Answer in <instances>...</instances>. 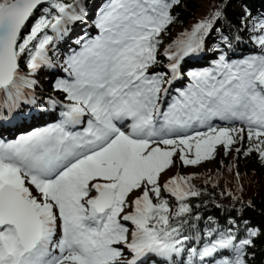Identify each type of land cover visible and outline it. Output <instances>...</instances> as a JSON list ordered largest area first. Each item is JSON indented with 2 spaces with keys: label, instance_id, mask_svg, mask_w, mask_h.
Segmentation results:
<instances>
[{
  "label": "snow or ice",
  "instance_id": "1",
  "mask_svg": "<svg viewBox=\"0 0 264 264\" xmlns=\"http://www.w3.org/2000/svg\"><path fill=\"white\" fill-rule=\"evenodd\" d=\"M179 3L107 0L94 21L99 34L76 41L80 51L70 49L66 76L53 85L64 95L49 98L62 109L59 122L0 139V264H144L149 254L175 264L191 239L183 235L182 218L192 212L186 201L200 192L191 177L161 185L173 158L198 165L246 133L243 154L264 161V54L230 62L222 53L213 69L189 73L192 83L160 110L181 61L203 49L222 17L216 10L169 45L170 77L150 71ZM86 15L81 0H0V108L11 111L34 92L35 75L58 66L49 52ZM250 15L246 10L242 22ZM252 30L264 31V20L253 18ZM254 39L264 51V35ZM216 119L245 127H219ZM162 189L178 202L174 212ZM259 235L257 228L244 238L231 228L209 229L203 247L187 249L189 264H209L221 250L233 255L214 264H247Z\"/></svg>",
  "mask_w": 264,
  "mask_h": 264
},
{
  "label": "trees",
  "instance_id": "2",
  "mask_svg": "<svg viewBox=\"0 0 264 264\" xmlns=\"http://www.w3.org/2000/svg\"><path fill=\"white\" fill-rule=\"evenodd\" d=\"M69 1L65 0V2ZM97 1L81 0L87 14L86 19L92 23H94L92 21L94 19L93 11ZM216 10L222 12V17L214 22L213 29L218 28L225 32L227 41L224 42L227 45L229 55L238 57L242 53L251 55L262 53L261 47L253 42L250 34L252 33L253 18L260 20L261 17L258 16V12H264V0H180V3L172 9V15L175 17L173 23L168 25L167 30L162 33L161 45L159 46L161 50L158 52L157 59L160 62L169 61L164 54L169 45L181 38L183 33L190 32L198 21L211 18ZM246 10L251 15L247 18L245 24L242 22V18ZM176 27H179V29L176 30ZM64 41L71 43V36L67 35ZM67 47V44L54 46L49 52L52 60L59 59ZM211 49V47L207 49L203 46L200 52L190 55L191 61L195 65H211L217 55V49ZM154 67H157V65ZM42 70L51 74L52 69L45 68ZM25 71H27L26 68ZM37 74L34 77L36 80H38ZM52 83V79H47L43 84L39 81L36 88L35 104L52 108L49 104V98H52L53 94L57 92V90H54ZM22 102L28 105L23 113H29L30 106L28 102L26 99ZM0 124L5 125L1 118ZM248 146L245 133V140L233 144L228 153L223 145L220 147V149L222 148V156L216 158L217 167L215 170L204 169L185 173L181 167H178L173 176L191 177L188 183L200 192L199 196L188 198L186 202L190 204L192 212L182 218L187 220V223L183 226V235H188L191 238L189 240L191 246L203 247V244L209 239L206 236L209 229L223 232L231 228L238 238H244L247 235L248 228H257L260 230V235L255 238V247L248 249L247 264H264V161L255 152L244 155L243 150ZM236 148H241V153H237ZM231 153L232 156H230ZM175 160L176 157H174ZM163 196L169 200L173 208L172 212H174L178 202L167 192ZM212 238H215V235ZM186 253L187 250L184 252V257ZM252 253H255V255L253 256ZM220 255L231 257L233 253L230 250H223ZM153 257L157 264H170L165 257L155 254H153ZM178 260V258H175V264L179 263Z\"/></svg>",
  "mask_w": 264,
  "mask_h": 264
},
{
  "label": "rangeland",
  "instance_id": "3",
  "mask_svg": "<svg viewBox=\"0 0 264 264\" xmlns=\"http://www.w3.org/2000/svg\"><path fill=\"white\" fill-rule=\"evenodd\" d=\"M261 14H262V16H261ZM258 16H260L261 18H263L262 20H264V12L259 11L258 12ZM34 22L35 21L33 20V22L30 24V27H31V25ZM252 25H253V23H252ZM175 29L178 30L179 27H176ZM49 34H51V32ZM260 35H264V31H260V30L253 31L252 30V33L250 34V37L253 40V42H256L255 39H254V37L260 36ZM95 36L96 35H94V37ZM224 37H225V32L223 30H220L218 28H215V29L212 30V32L205 39V46L207 48L211 47L212 48L211 50L217 49V54L219 53V56L217 57V60H219L220 55L222 53H225L226 54V58L230 62H240V61H243V60H245L247 58L253 57L251 54L242 53L241 55L238 56V57H240L238 60L233 61L232 59H230L229 58L230 57L229 56V51H227V49H226L227 48V45L224 42V39H222ZM74 38L77 39V33L74 34ZM80 48H81V46L79 45V46H75L73 49L78 52V51H80ZM262 54H264V52H262L260 55H262ZM65 59H66L65 57H61L60 60L57 61V63H56L58 65L57 68H61L62 63H64ZM189 72L191 73V72H201V71L191 70ZM45 78H46V75L43 74L42 77H41V79L43 80V82L45 81ZM63 78H65V77H63ZM184 82L186 83L187 81L185 80ZM191 83H192V80L189 81L188 85H190ZM58 93H60V91H58ZM234 124H235L234 127L240 128V126H239L240 123H234ZM220 147H222V145H217L216 151H215V153L213 155V158L208 159V160H203L198 165H187V166H185V165H183L178 160V158H176V160L174 161V164L169 169H167L164 173H161V176H160V183H161V185H163L167 180H169L173 175H175L176 171L178 170V167L179 168L181 167V169L185 173H191L193 171H202L204 169H212V170H215L216 167H217L216 166V158L222 156L221 155L222 148L220 149ZM228 151H226V152L228 153ZM230 156H232V153L230 154ZM162 194H163V190H161V195ZM168 202H169V200H168ZM169 208L172 211L173 208H172V205L170 203H169ZM129 211H132V209L131 208H126L125 209V212H129ZM170 215H171V213H170ZM125 253H127V256H129L127 249H125ZM127 258L128 259H131L130 257H127Z\"/></svg>",
  "mask_w": 264,
  "mask_h": 264
},
{
  "label": "water",
  "instance_id": "4",
  "mask_svg": "<svg viewBox=\"0 0 264 264\" xmlns=\"http://www.w3.org/2000/svg\"><path fill=\"white\" fill-rule=\"evenodd\" d=\"M30 20H31V19H30ZM30 20H29V21H30Z\"/></svg>",
  "mask_w": 264,
  "mask_h": 264
}]
</instances>
